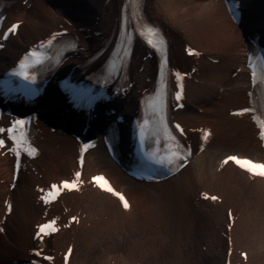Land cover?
I'll use <instances>...</instances> for the list:
<instances>
[{
    "label": "bare ground",
    "instance_id": "1",
    "mask_svg": "<svg viewBox=\"0 0 264 264\" xmlns=\"http://www.w3.org/2000/svg\"><path fill=\"white\" fill-rule=\"evenodd\" d=\"M144 1L149 25L161 28L159 40L169 49L170 79L185 83L183 108L174 110L173 118L190 141L198 143L206 127L212 139L199 153L196 147L189 162L166 180L127 174L126 165H134L128 158L136 165L140 158L129 154L130 118L158 68L155 48L146 38L136 41L124 97L108 104L124 117L122 131L128 135L117 141L123 150L115 159L99 139L116 114L95 111L98 116L89 124L95 129L103 124L98 144L80 166L73 134L86 126V118L46 86L31 145L38 152L23 157L13 187L15 159L7 143L0 146V264H264V176L224 161L238 154L264 162L251 114L233 113L252 106L245 50L250 34L261 33L264 41V0H235L244 5L240 24L228 12L229 0ZM124 2L18 0L6 23L20 26L0 50V76L33 44L62 30L79 38L80 47L56 78L75 75L86 64L97 67L120 30ZM98 52H103L99 61H90ZM5 117L0 114V125ZM0 139L6 141L3 133ZM99 174L113 192L94 186L92 178ZM65 180L78 186L44 204L43 190ZM51 219L57 231L36 239L39 226Z\"/></svg>",
    "mask_w": 264,
    "mask_h": 264
},
{
    "label": "snow or ice",
    "instance_id": "2",
    "mask_svg": "<svg viewBox=\"0 0 264 264\" xmlns=\"http://www.w3.org/2000/svg\"><path fill=\"white\" fill-rule=\"evenodd\" d=\"M17 28V25H13L12 28L9 30L10 32H14L15 29ZM152 34L154 37H156L158 40L161 39L159 37V33L158 31H155V30H152ZM181 97L180 95L178 94L177 95V99L179 100ZM23 122L21 121H17V124L18 125H22ZM261 136L262 138H264V130L261 131ZM3 144V141L0 140V146H2ZM32 152L35 153V149H32ZM228 160H232V161H235L238 165H240L242 168H244L246 171H248L250 174H253V175H262L264 176V163L262 164H257V163H254L250 160H240L239 158H236V157H229ZM171 162V161H170ZM227 162V161H225ZM77 176H79V173L76 174ZM94 181L99 185L101 186L102 188H105V190L109 191V192H113V189L110 187V186H107V181L103 178V177H100V176H97V177H94L93 178ZM63 188H67L69 190H71L72 188H74L76 185L74 183H69V182H63ZM53 189L56 188L55 185L52 186ZM116 194V193H114ZM119 199L121 200V202L123 203V206L125 208L128 207V204L125 200V198L123 197V195H119ZM212 200H216L217 197L215 196H212L211 197ZM54 225V222L52 223H49V224H44V225H41L39 226V230H38V235L40 234H44V235H47L48 233L45 231V229H48V228H52L53 231H55V228L53 227ZM71 252V249H69V253ZM37 255H39V253H37ZM67 255L65 256V260L67 261Z\"/></svg>",
    "mask_w": 264,
    "mask_h": 264
},
{
    "label": "rangeland",
    "instance_id": "3",
    "mask_svg": "<svg viewBox=\"0 0 264 264\" xmlns=\"http://www.w3.org/2000/svg\"><path fill=\"white\" fill-rule=\"evenodd\" d=\"M165 227H166V225H165ZM163 229H165V228H162V231H163ZM161 240H164L163 238H161ZM166 246V245H165ZM91 252V251H90ZM92 254L94 253V252H91ZM90 256V255H89ZM91 257V259H92V261H94L93 259H94V256L93 255H91L90 256Z\"/></svg>",
    "mask_w": 264,
    "mask_h": 264
}]
</instances>
